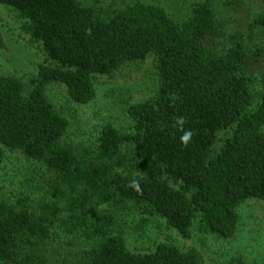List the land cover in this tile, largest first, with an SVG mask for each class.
Instances as JSON below:
<instances>
[{"label":"trees","instance_id":"obj_1","mask_svg":"<svg viewBox=\"0 0 264 264\" xmlns=\"http://www.w3.org/2000/svg\"><path fill=\"white\" fill-rule=\"evenodd\" d=\"M0 3L48 60L28 82L0 75V166L4 147L20 151L36 182L0 196V264H203L196 248L170 242L132 250L137 219L184 239L233 240L241 206L264 201V0ZM149 56L157 87L128 106L130 126L105 122L71 141L49 86L86 105L96 75Z\"/></svg>","mask_w":264,"mask_h":264},{"label":"rangeland","instance_id":"obj_2","mask_svg":"<svg viewBox=\"0 0 264 264\" xmlns=\"http://www.w3.org/2000/svg\"><path fill=\"white\" fill-rule=\"evenodd\" d=\"M88 2L112 0H84ZM118 1V0H116ZM131 1V0H130ZM0 31L5 47L0 48V75H14L28 82L46 63L42 45L34 41L24 27V20L11 8L0 3ZM154 56L139 64L128 65L113 76L96 75L97 96L89 104L72 101L64 86L53 84L48 95L54 106L70 121L68 137L71 141L88 138L91 130L110 122L121 129L130 126L127 108L151 96L157 87ZM6 158L0 166V196L19 191L35 192V166L20 151L4 147ZM241 223L236 237L220 241L199 236L184 239L177 231L158 218L144 225L132 222L128 230L132 250H145L157 242H170L182 249L196 248L203 264H227L231 256L240 255L248 264H264V201L251 199L241 206Z\"/></svg>","mask_w":264,"mask_h":264},{"label":"clouds","instance_id":"obj_3","mask_svg":"<svg viewBox=\"0 0 264 264\" xmlns=\"http://www.w3.org/2000/svg\"><path fill=\"white\" fill-rule=\"evenodd\" d=\"M177 123L180 124V125L182 126L183 123H184L183 118L179 119V120L177 121ZM190 137H191V132H190V131H185L184 135L181 137V140H182L185 144H187V142L189 141ZM131 186H132L135 190L139 191V183H138V181H137L136 179H133V180L131 181Z\"/></svg>","mask_w":264,"mask_h":264}]
</instances>
